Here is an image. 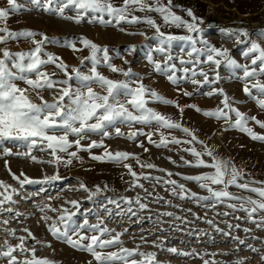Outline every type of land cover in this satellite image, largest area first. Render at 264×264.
Wrapping results in <instances>:
<instances>
[{
    "label": "snow or ice",
    "instance_id": "obj_1",
    "mask_svg": "<svg viewBox=\"0 0 264 264\" xmlns=\"http://www.w3.org/2000/svg\"><path fill=\"white\" fill-rule=\"evenodd\" d=\"M7 7H0V21H6L10 13L18 12L22 5L17 0H6ZM31 4L45 12L58 15L62 19L71 20L79 24L82 22L99 23L101 25H112L120 28V31H125L120 27L122 23L136 25L144 23L155 30V36L158 38V44L155 48L147 53V60L154 66V70L158 73L166 75L167 79L179 86L182 80L190 81L191 84L202 87L206 84H215L221 80L218 69L223 65L236 79L242 80L243 92L252 100H254L260 109L264 110V45L258 40L252 39L249 32L246 30H222L226 38H231L237 45H245L241 50L242 56L249 60L250 63H240L231 54L228 48H218L212 45L204 38V29L201 26L203 20L195 16L191 9H185L190 20L184 19L173 11L172 0H168L167 4L163 0H123L122 4L117 5L113 0H31ZM66 10H74L75 15H66ZM136 11L150 13H158L162 18L163 25L168 27L184 28L187 34L176 35L162 31V25L157 23V20L150 16H138ZM107 17V18H106ZM0 43H6L9 40H31L34 47L26 51L13 52L8 48L0 49V155L16 156L25 159H30L32 162L40 164L54 165L57 171L52 175L44 174L40 178H31L21 172L20 175L12 173L8 166V161L5 160L6 170L12 175V178L19 182L20 189L13 187L4 180H0V215L3 213H13L19 217L23 215L16 212L11 206L18 201L14 199V195L20 194V190L25 185H41L39 191L26 195L24 198L31 200L34 197L40 196L46 192L44 185H52L57 181L64 179L59 175V168L73 166L74 161H82L79 155L81 151H87L91 154L94 148H105L102 155L92 154L90 158L95 161L112 162L123 164L132 177L130 187L143 188L144 185L139 181L155 180L157 183H163L170 186L172 196L179 197L182 200H192L196 204L210 208L215 211L217 205H226L233 212L243 211L245 217H237V219H245L251 221L257 228L264 230V181H244V173L238 169L231 160H225L214 151L205 146L203 152L195 147L185 148L184 151L191 153L195 157L194 160H186L181 157L184 164L189 167L209 168L211 171H206L197 175H188L184 178L188 181L196 182L200 188L207 190L208 195H199L186 187L185 184L178 183L175 179H170L172 172H167L169 179L164 176L153 177L151 174L143 172L137 173L133 170L132 165L126 163L129 158L135 159L141 168H156L152 163H144L140 158L127 151H109L104 145L103 140H91L88 144H83L88 134H100L103 137H110L109 128H114L116 136H123L125 133L117 127L118 122H126L128 124H143L157 125L159 129H177L182 130L190 140L184 141L175 136H166L163 131L160 132V138L157 142L153 139L154 132H143L142 130L130 131L127 133V138L136 140L139 135L146 136L151 144L156 147H167L169 144L181 145L187 143L192 145L198 141L196 134L188 127L183 126L179 121L173 120L172 117L162 114L161 112L149 107V102H159L166 105L176 106L181 113L184 108L181 107L176 100L164 97L157 91L147 87L143 80L134 79L137 74L132 68L127 69L118 67L113 63V57L109 54L107 46H101L87 37H81L80 43L83 49L90 51L89 56L84 57L80 63L84 65L87 60L91 63V68L87 73L81 71L79 67H73L69 72V65L53 53L45 51V45L48 43H58L62 46L69 47L74 51H81V48L76 47V42L65 38L61 41L59 38H50L46 34L38 33L31 29H22L18 31L10 30L7 27H0ZM135 35L137 33H129ZM144 35V33H138ZM196 34V35H193ZM40 35L42 39L36 40L35 37ZM259 37H264V30L258 31ZM243 37V39L241 38ZM178 44L180 51L186 49L185 59L183 56L174 57L172 55L173 45ZM135 46H130L129 52H134ZM153 53L163 54L165 59L158 61L154 59ZM203 57V59H202ZM179 60L181 67H177L175 60ZM127 63V61H125ZM53 65L61 73L64 78L56 77V72L51 73L44 71V67ZM105 66L113 73H121L125 79H112L102 74L98 68ZM189 65L191 67H189ZM201 65H212L214 76L209 77V73L204 70ZM177 72H182V76H177ZM242 73V74H241ZM190 74V75H189ZM35 77L34 79L32 77ZM202 77L203 79H197ZM17 81H23L26 85L21 87ZM76 86H74V82ZM93 85H99L104 89L103 92L95 90ZM179 90V88H178ZM44 91L53 93L52 99H45L41 94ZM185 96H191L192 93L184 91ZM209 97L221 95L222 107H217L213 110H204L195 104L188 105L197 112L203 113L209 117L223 118L228 127L238 128L240 131L247 133L253 140L264 141V134L257 133L252 127H249V121H255L261 128H264V121L258 120L255 116H248L233 107V98L230 97L223 88H213L207 93ZM35 96V99H33ZM39 101V102H37ZM234 113L236 119L232 120L230 114ZM74 137V139H70ZM8 142L19 144L24 151L14 152L12 148L5 146ZM203 144V141H199ZM140 147H143V142H140ZM75 147V151H72ZM148 151L147 148L144 149ZM36 151L46 153L50 158L47 160L38 158L34 153ZM210 158L205 160L204 156ZM175 163V161H173ZM160 171H166L160 169ZM23 177V178H21ZM261 186H253L255 184ZM230 187H235L242 192H248L252 195H240L230 191ZM106 188V186H105ZM79 189L89 192L86 197L88 201L94 204L97 201L94 199L98 194L105 189L99 185L95 186V190H90L84 183H79ZM69 190H75L69 186ZM145 191H147L145 189ZM149 196L152 193H148ZM58 197L48 196V200L57 199ZM164 197H156V202L163 200ZM106 203H99V207L107 213L109 217L128 215L137 216V212L133 210V205L138 206L139 210L148 209V204L141 202V197L132 198L122 196L118 199L106 198ZM121 202L126 207L121 206ZM71 208L61 206L54 207L52 204H37L36 207L41 213H44L42 219L47 222L48 231L58 240L66 243L74 249L86 251L91 254L96 264H162L157 259L158 253L155 251L144 252L139 246L135 248H127L123 246L121 237L124 233L113 234L114 229L107 226L105 221L99 216V212L95 208L84 209L81 213V202L78 200L66 201ZM166 204L171 205V200H166ZM108 205H113L115 211L109 208ZM179 207V205H177ZM74 209V210H73ZM46 210L56 213V216L49 217ZM191 211V209H186ZM83 216L82 222H77V215ZM96 214L97 222L91 223L87 218L89 215ZM218 215L228 216L231 213L224 212ZM159 216L173 217L174 221H180V224L171 223L167 229L161 228V232L175 230L183 232L185 228L181 224L187 226L190 223L185 217L176 216L173 212L159 213L154 221L156 224H163L165 221L159 219ZM143 217H138L139 222L143 221ZM152 221L151 216L147 217ZM196 219H201L197 216ZM204 222L213 226L214 231L222 234L225 237H231L237 242V247L230 252L220 253H204L200 254L193 249L191 252L177 249L176 247H165L163 240L159 243L153 240L152 243L161 252H168L176 256L194 257L198 256L203 260V264H247V257H237L233 261L217 260L215 257L232 255L233 252L240 250V245H245L249 250L261 255L262 264H264V254L259 248L252 244H247L245 239L239 236H232L231 231L225 232L211 219L204 218ZM9 223L8 219L2 221L3 225ZM231 229H238L240 224H228ZM11 235L16 236L15 229H5ZM28 235L17 237L19 243L13 246L7 240L3 245H0V258L7 259L8 264H58L47 257H38L36 255L37 248L35 244L28 248L26 240L31 239L36 243L35 235L27 228L23 230ZM188 235L195 236L197 240L203 235H208L203 230L188 229ZM245 233L252 230L244 228ZM127 232V229L124 230ZM107 237V238H106ZM141 239L147 243L146 237ZM253 239H257L253 237ZM214 240V238H213ZM87 241V243H85ZM115 248L113 251L106 249ZM19 252L23 258H19L16 253ZM205 255H210L211 259H204ZM139 256L140 259L135 257ZM88 264H92L91 261Z\"/></svg>",
    "mask_w": 264,
    "mask_h": 264
},
{
    "label": "rangeland",
    "instance_id": "obj_2",
    "mask_svg": "<svg viewBox=\"0 0 264 264\" xmlns=\"http://www.w3.org/2000/svg\"><path fill=\"white\" fill-rule=\"evenodd\" d=\"M17 2L22 5L21 9L18 12L10 13L6 21H0V27H7L13 31L31 29L38 33L46 34L50 38H59L61 41L65 38L74 40L76 42V47L81 48V51H74L58 43H48L45 45L46 52L57 55L69 65V72H71L73 67H79L81 71L85 73L91 68V63L87 60L84 61V65L80 63L84 57L89 56L90 51L82 48L79 38L87 37L91 39L94 36L97 40L94 41L96 44L109 48V54L113 57V63L115 65L125 69L131 67L133 72L137 74V77H134V79H141L147 87L157 91L166 98L178 101L179 105L184 108V111L181 113L174 105H166L151 101L149 102V107L172 117L173 120L181 122L183 126L190 128L198 137V141L194 142L192 145L184 143L181 145L169 144L167 147H156L155 144L149 143L144 135H139L136 140H131L127 138V133L138 129L145 133L154 132L155 135L153 139L157 142L159 141L161 131H163L166 136H175L184 141L190 140L191 137L182 130H157V125L154 123L152 125H143L139 123L130 125L126 122H118L116 126L120 127L125 135L116 136L114 128H109V132L112 133L110 137H103L95 133L88 134V138L82 141L83 144L86 145L90 143L91 140H103L104 145L109 151H127L134 153L140 158L141 162L152 163L157 166L152 169L146 167L141 168L140 164H138L135 159L129 158L126 163L131 164L133 170L137 173L143 172L145 174H151L153 177L164 176L166 179H169L167 172H172L176 175H173L170 179H175L178 183L185 184L188 189L202 196L208 195L207 190L200 188L196 182L188 181L184 177L201 174L206 171H211V169L204 167H189L184 164L181 157H184L186 160L195 159L191 153L184 151V149L188 147H195L197 150L203 152L205 146H207L208 149L214 151L215 155L225 160H231V162L244 173L241 182L264 181V141L253 140L247 133L240 131L238 128L228 127L227 122L223 118L217 119L216 117H209L205 115L203 111L197 112L195 109L187 107L192 104L204 110H213L217 107H222L221 102L223 97L221 95L209 97L207 93L213 88H223L226 93L233 98V107L239 109V111L248 116H255L258 120L264 121V110L260 109L257 103L243 92L244 82L233 77L232 73L226 67L221 65L218 69L221 80L217 81L215 84H206L199 87V90H197L196 85L191 84L190 81L182 80L179 86H177L171 83L166 75L156 72L153 64L147 60V53L157 46L158 38L154 34L155 30L146 24L131 25L122 23L120 27L124 28L125 31H120V28L112 25L105 26L99 23L82 22L77 24L74 21L62 19L58 15L35 8L31 4V0H17ZM113 2L120 5L123 0H113ZM163 2L167 4L168 0H163ZM172 4L173 11L186 20H190L191 18L187 15L185 9H191L196 17L203 19L208 15L213 5L215 8V15L219 20H239L241 23L245 22L241 24V27L235 30L248 31L252 39H256L264 45V37H259L257 35L258 31L264 30V0H172ZM0 7H7L6 0H0ZM135 14L138 16L150 15L154 17L157 23L162 25L161 30L166 33L176 35L187 34L184 28L163 25L162 18L158 13L136 11ZM66 15H75V12L74 10H66ZM98 29L103 31L109 30L111 32L110 38L103 39V37H105L102 36L103 34L101 32L103 31H93ZM129 33L137 34L132 35ZM138 33H144V35ZM2 34L3 33H0V35ZM203 36L212 45L218 48H228L230 54L238 62L250 63V61L246 60L241 54V50L245 45H237L233 39L226 38L222 30L211 31L204 29ZM241 38L243 39V37ZM35 39L40 40L42 37L37 35ZM130 46H137L138 52L135 54L133 52L130 53ZM33 47L34 44L31 40L24 39L9 40L6 43H0V49L8 48L13 52L26 51ZM186 51L187 49L181 52L179 45L174 44L172 55L174 57L183 56L187 59ZM0 56H2V51H0ZM153 56L154 59L158 61H163L165 59L163 54L153 53ZM125 61H127V63H125ZM174 62L177 64L178 68L181 67L178 59ZM189 67L191 66L189 65ZM201 67L209 73L210 78L214 76L211 70L213 67L212 65H201ZM43 70L49 73L55 71V78H64L63 73L53 65H48L44 67ZM98 70L112 79H125L121 73H113L105 66H99ZM176 75L182 76L183 73L177 72ZM32 78L34 79L35 77L33 76ZM197 79L203 78L197 77ZM17 83L21 87L26 86L23 81H17ZM73 83L74 86H76L75 81ZM93 87L98 92L104 91L99 85H93ZM184 91L190 92L192 95L185 96L183 94ZM41 94L48 100H51L53 96V93L49 91H44ZM33 99H35V96H33ZM230 115L232 116V120L236 119L234 113ZM249 127H252L257 133L264 134V128H261L255 121L250 120ZM70 139H74V137H70ZM199 141H203V144ZM140 142H143V147L139 146ZM5 146L12 148L14 152L26 150L14 142H8ZM145 148H147L148 151H145ZM71 150L75 151L76 149L73 147ZM104 151L105 148L103 147L92 149L91 154L87 151H81L79 155L83 158L82 161H74L73 166L69 167L61 166L58 171L59 175L64 179L52 185H44L43 187L46 189V192L38 197H34L31 200L24 198L26 195L39 191L42 187L41 185H25L24 188L20 190V194L14 195V199L18 202L14 205H6V207H13L16 212H20L23 215L15 217V219L12 218L15 216V212L3 213L0 215V245H3L6 240L13 246L17 245L19 243L17 237H27L28 234L23 231L27 228L35 235L36 240L40 241V243L28 239L26 240V247L31 248L35 244L37 248L36 255L38 257H47L53 260V252L57 249L55 245L57 243H66L58 241L48 231L47 225L51 223V221L45 222L42 219L44 213H41L36 205L52 204L57 208L61 206L71 208V205H68L66 201L75 199L81 202V213H83L84 209L95 208L107 226L114 229L113 234L123 232L124 235L121 239L124 242V247L135 248L139 246L144 252L155 251L158 253L157 259L160 260L162 264H203V260L198 256L183 257L173 255L166 251L161 252L159 248L153 245V240L157 241V243L163 240L165 247H176L183 251L191 252L195 249L196 252L200 254L206 252L227 253L237 247L236 241L231 237H225L222 234L216 233L213 226L204 222V218L213 220L215 224L224 229L225 232L231 231L232 236H239L241 239H245L247 244H252L254 247L259 248L261 253L264 254V230L257 228L251 221L237 219V217H245V212L239 210L233 212L232 209L226 205H217L215 211H213L210 208H205L196 204L192 200H182L179 197L171 195L170 186L162 182L157 183L154 179H141L139 182L143 184L144 187L132 188L130 187L132 177L123 164L95 161L90 158L92 154L102 155ZM34 154L38 158L44 160L50 158L43 152L36 151ZM204 159L210 161V158L206 155ZM5 160L8 161V166L11 168L12 173L16 175H20L21 172H23L31 178H40L44 174L52 175L57 171L54 165L35 163L30 159L22 157L0 155V180L6 181L17 189H20V184L18 181L14 180L12 175L6 170ZM11 161L21 162L22 165L29 164L35 169L33 172L30 169H22L17 172L10 165ZM173 161H175V163H173ZM1 169L4 171V174H1ZM160 169H165L166 171H160ZM81 182L86 184L88 188L93 191L97 185L105 189L94 198L97 203L94 204L86 199L90 193L79 189V183ZM69 186L75 190H69ZM253 186L259 187L261 185L257 183ZM145 189L147 191H145ZM229 190L240 195H252L248 192H242L235 187H230ZM148 193H152V195L149 196ZM48 196L58 198L48 200ZM122 196L132 198L133 200L137 196H140L141 202L148 204L149 207L145 210H139L138 206L134 204L133 210L137 212V216L128 214L122 216L113 215L112 217H109L103 208L99 207V203L107 202L106 198L118 199ZM157 196L164 197V199L157 203ZM166 200H171L172 204H166ZM177 205H179V207H177ZM121 206L126 207L123 202H121ZM108 207L115 211L113 205H108ZM186 209H191V211H186ZM163 212H173L176 216L185 217L190 223H188L186 227L181 224V227L185 228L183 232L175 230L161 232V228L167 229L169 224L173 222L180 224V221H174L173 217L168 216H159V219L165 221V223H154L158 214ZM224 212L231 213V215H218V213ZM46 214L53 218L56 216V213L48 210H46ZM149 216L153 218L152 221L147 219ZM197 216L201 217V219H196ZM138 217H143V221L139 222ZM87 218L91 223L97 222L96 214L89 215ZM4 219L9 220L7 225L2 224ZM76 219L78 223L82 222L83 216L78 214ZM228 224H240L241 227L230 230L227 227ZM244 228H249L252 231L245 233L243 231ZM5 229H15L16 236L9 235ZM125 229H127V232H124ZM188 229L203 230L205 233H208V235H203L197 240L195 236L188 235ZM142 236L147 238V243L141 239ZM253 237L257 239H253ZM85 243H87V241H85ZM239 248L240 250L238 252H233L232 255L220 256L218 254L215 259L233 261L237 257H247L249 258L247 264H262L260 254L252 252L245 245H240ZM74 250L84 254L85 258L87 256L88 260L96 264L90 253L79 249ZM113 250L116 249H106V251ZM16 255L21 259L23 258L19 252H17ZM135 258L140 259L139 256ZM211 258L210 255L204 256V259ZM56 261L60 264L58 260ZM0 264H8L7 259L0 258Z\"/></svg>",
    "mask_w": 264,
    "mask_h": 264
},
{
    "label": "bare ground",
    "instance_id": "obj_3",
    "mask_svg": "<svg viewBox=\"0 0 264 264\" xmlns=\"http://www.w3.org/2000/svg\"><path fill=\"white\" fill-rule=\"evenodd\" d=\"M203 24L201 25L203 29L215 31V30H235L239 27H241V21L239 20H219L218 17L215 15V8L212 5L210 8V12L206 17L203 19ZM94 29V28H92ZM94 32L96 31H103L101 29L98 30H93ZM104 32V33H103ZM101 32L105 36L104 38L109 39L111 32L109 30H105ZM105 34V35H104ZM92 41H97L94 36L90 39ZM138 52V47H135V51L133 52L134 54ZM10 165L18 172V170L22 169H30L32 172L34 171V167L29 165V164H24L22 165L21 162L17 161H11ZM24 167V168H23ZM1 174H4V171L1 169ZM55 243V242H54ZM56 248L53 252L54 258L53 260H58L60 264H88L89 261L88 257L84 256V254H81L77 251H75L71 246L66 245V244H60L57 243ZM93 264V262H92Z\"/></svg>",
    "mask_w": 264,
    "mask_h": 264
}]
</instances>
